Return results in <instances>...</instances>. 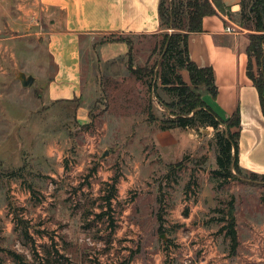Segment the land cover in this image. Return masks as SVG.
Instances as JSON below:
<instances>
[{"label": "rangeland", "instance_id": "1", "mask_svg": "<svg viewBox=\"0 0 264 264\" xmlns=\"http://www.w3.org/2000/svg\"><path fill=\"white\" fill-rule=\"evenodd\" d=\"M22 20L0 18V264H264L262 175L221 186L215 131H162L173 97L128 70L155 67L173 30L85 38L81 96L49 105L48 23ZM108 43L125 51L106 55ZM231 207L233 255L221 222Z\"/></svg>", "mask_w": 264, "mask_h": 264}, {"label": "crops", "instance_id": "2", "mask_svg": "<svg viewBox=\"0 0 264 264\" xmlns=\"http://www.w3.org/2000/svg\"><path fill=\"white\" fill-rule=\"evenodd\" d=\"M159 1L0 0V18L47 20V51L54 73L41 99L57 105L74 103L81 96L84 39L158 34ZM211 2L216 15L204 17L202 31L188 36L189 57L198 67L213 70L217 94L213 99L206 93L202 95L203 101L224 119L239 112V166L246 172L264 175V116L258 93L246 76L249 32L239 23L241 0ZM14 27L17 28L9 25L10 29ZM116 46L108 43L102 52L114 55L116 48L125 51L124 45ZM185 76L188 79L187 72ZM79 112L84 117V108H79Z\"/></svg>", "mask_w": 264, "mask_h": 264}, {"label": "trees", "instance_id": "3", "mask_svg": "<svg viewBox=\"0 0 264 264\" xmlns=\"http://www.w3.org/2000/svg\"><path fill=\"white\" fill-rule=\"evenodd\" d=\"M240 7V26L249 32V44L245 52L247 56L246 76L258 93L264 116V0H241ZM213 15H216V11L211 0H160L158 5L160 30L172 29L173 33H166L162 36L157 69L155 66L150 69L136 70L129 65L128 70L134 75L153 77L156 82L153 87L154 91L157 89L159 80L162 88L173 97L171 103L161 104L173 116L172 119L162 123V131L177 128L195 131L210 128L215 131L216 169L211 172V175L221 186H224L230 181H236L244 174L239 166L241 131L239 112L237 110L233 116L224 119L203 101L197 91L198 88L204 87L213 99L217 94L213 70L211 67H198L191 61L188 51V36L192 33H200L202 19ZM155 69V76H153ZM180 70L187 72L189 84L183 80ZM151 116L149 113L152 119ZM181 162L169 167L166 180H170L172 175L176 177L175 172L182 169ZM260 178L264 180V175ZM116 182V179L113 180L111 191L106 198L109 204L114 198ZM189 188L190 184L186 186V190ZM158 218L160 221L161 217L158 216ZM221 222L224 223L222 231H225V236L229 239L230 253L233 255L238 247V239L232 207Z\"/></svg>", "mask_w": 264, "mask_h": 264}, {"label": "water", "instance_id": "4", "mask_svg": "<svg viewBox=\"0 0 264 264\" xmlns=\"http://www.w3.org/2000/svg\"><path fill=\"white\" fill-rule=\"evenodd\" d=\"M33 82L34 79L30 76L26 78L24 75H22L20 78V83L23 88H29L33 84Z\"/></svg>", "mask_w": 264, "mask_h": 264}, {"label": "built area", "instance_id": "5", "mask_svg": "<svg viewBox=\"0 0 264 264\" xmlns=\"http://www.w3.org/2000/svg\"><path fill=\"white\" fill-rule=\"evenodd\" d=\"M228 32H230V30L229 29H226Z\"/></svg>", "mask_w": 264, "mask_h": 264}]
</instances>
